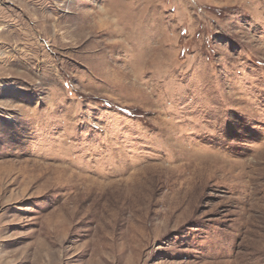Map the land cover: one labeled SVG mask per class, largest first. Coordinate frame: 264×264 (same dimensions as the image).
Instances as JSON below:
<instances>
[{
    "label": "rangeland",
    "instance_id": "1",
    "mask_svg": "<svg viewBox=\"0 0 264 264\" xmlns=\"http://www.w3.org/2000/svg\"><path fill=\"white\" fill-rule=\"evenodd\" d=\"M0 264H264V0H0Z\"/></svg>",
    "mask_w": 264,
    "mask_h": 264
}]
</instances>
